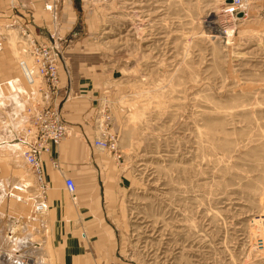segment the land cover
I'll list each match as a JSON object with an SVG mask.
<instances>
[{
    "label": "rangeland",
    "instance_id": "obj_1",
    "mask_svg": "<svg viewBox=\"0 0 264 264\" xmlns=\"http://www.w3.org/2000/svg\"><path fill=\"white\" fill-rule=\"evenodd\" d=\"M71 2L78 28L72 40L80 43L73 66L88 67L90 81L96 76L89 115L94 136L101 135L97 121L106 120L121 158L97 150L127 179L121 219L113 221L123 259L264 264V0H246L232 12V0ZM6 30L32 81L31 87L26 83L28 118L27 108L43 100L24 31L34 35L17 20ZM26 121L1 140L12 139L0 148V162L17 169L12 177L22 197L13 210L10 201L1 206V248L11 246V221L22 237L41 231L45 219L48 241L50 236L46 214L37 216L34 207L30 216L24 211L27 202L39 201L21 149L12 148ZM73 134L68 127V137ZM48 161L68 177L60 160L59 171Z\"/></svg>",
    "mask_w": 264,
    "mask_h": 264
},
{
    "label": "crops",
    "instance_id": "obj_2",
    "mask_svg": "<svg viewBox=\"0 0 264 264\" xmlns=\"http://www.w3.org/2000/svg\"><path fill=\"white\" fill-rule=\"evenodd\" d=\"M63 3L60 9V0H0V141L8 139L10 132L14 133L12 129L17 130L21 121L27 119L26 105L32 100L26 85L31 87V78L26 79L29 70L25 66L24 71L19 55L15 57L10 47L11 37L5 34L7 27L17 20L36 41L55 45L61 79L57 104L63 105L65 122L74 133L57 148L65 174L75 183L74 194L69 193L65 180L52 169L50 156H41L45 179L51 183L46 213L50 226L46 251L53 259L50 264H129L121 255L118 245L121 236L113 226V221L121 219V214L117 213L127 179L122 170L93 145L96 137L89 115L96 76L90 81L93 72L88 67L82 65L76 69L73 66L79 57L74 53L80 43L72 40L78 28L76 18L71 15V0ZM66 58H73L70 67L64 65ZM11 140L1 141L0 148L9 147ZM16 170L0 162V218L4 212L1 206L6 201H10V208L22 201L18 196L20 184L12 177ZM4 191H14V194L7 196ZM33 207L32 203H26V216H30ZM30 225L32 223L27 227Z\"/></svg>",
    "mask_w": 264,
    "mask_h": 264
},
{
    "label": "built area",
    "instance_id": "obj_3",
    "mask_svg": "<svg viewBox=\"0 0 264 264\" xmlns=\"http://www.w3.org/2000/svg\"><path fill=\"white\" fill-rule=\"evenodd\" d=\"M245 1L232 0L230 12L235 7L242 6ZM28 34L27 31H24L28 43L27 54L32 58V64L41 79L37 91L43 100L42 103L35 102L28 108L31 115L24 123L26 127L22 129V138L16 137L17 135H14L13 138L18 142L15 146L17 151L21 149L20 154L36 179L39 201L35 203L34 213L37 216H42L49 210V204L47 203L49 183L44 176L41 156L48 154L52 166L54 168L59 167L57 148L68 137V126L65 122L63 107L56 103L60 93V76L59 57L55 45L37 42L34 38H30ZM26 79L30 80L28 75ZM102 122L101 120L97 121L99 129H101V135L95 139L93 145L96 149L114 154L117 159H120L117 139L114 134L108 131L107 121ZM64 180L66 189L69 193L74 194L76 186L73 179L67 177ZM44 221L41 219L40 222L41 231L44 232L26 233L22 237L18 236L17 221H11L7 231V238L11 242V246L0 248V264H49L46 258L48 237L47 232L44 230ZM32 235H36L35 237H38V239H33Z\"/></svg>",
    "mask_w": 264,
    "mask_h": 264
},
{
    "label": "bare ground",
    "instance_id": "obj_4",
    "mask_svg": "<svg viewBox=\"0 0 264 264\" xmlns=\"http://www.w3.org/2000/svg\"><path fill=\"white\" fill-rule=\"evenodd\" d=\"M98 131H99V129H98ZM101 132V131H100ZM54 169H59V167L58 168H54ZM29 170V169H28ZM30 171V170H29ZM30 173H31V171H30ZM32 174V173H31ZM48 203V202H47ZM46 258H47V255H46ZM48 259V258H47ZM49 262V261H48Z\"/></svg>",
    "mask_w": 264,
    "mask_h": 264
}]
</instances>
